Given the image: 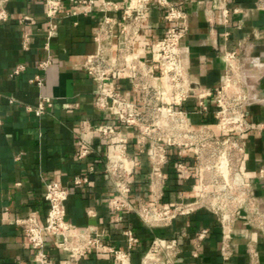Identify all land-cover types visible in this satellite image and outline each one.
Returning <instances> with one entry per match:
<instances>
[{"label": "crops", "instance_id": "1", "mask_svg": "<svg viewBox=\"0 0 264 264\" xmlns=\"http://www.w3.org/2000/svg\"><path fill=\"white\" fill-rule=\"evenodd\" d=\"M43 1L14 0L4 5L8 18L0 20V264H37L33 249L15 222L30 216H36L41 224L45 222L49 212L44 200L46 183L52 180L71 187L66 203L68 220L78 231L99 233L104 243L123 250L128 249L125 230L134 232L139 242L131 251L132 264L142 263L155 245V238L172 240L177 245L179 252L172 264H250L252 252H258L260 264H264V235L251 228L243 215L233 223L234 255L225 261L221 254L223 226L212 211H200L179 219L172 226L155 229L145 227L132 211L114 212L110 197L115 188L105 171V159L113 149L99 135L91 134L86 137V147L91 152L79 159L84 121L92 125L112 123L128 139L129 155L140 162L129 197L135 205L138 200L154 203L158 195H161L160 205L166 207L181 199L193 201L199 190L197 177L185 180L178 175L174 163L179 152L172 151L162 169L163 186L154 187L150 145L142 151L137 145V129L124 126L116 118H106L94 106L96 87L81 67L96 50L92 36L106 15L103 5L113 3L119 8L111 14L121 25L123 10L131 0H96L88 15H63L51 36L43 15ZM256 1L232 0L231 9L239 12L231 15L228 26L208 23L203 7L191 5L190 31L184 46L189 53L191 79L209 88L220 83L225 69L224 53L238 54L246 79L257 80L251 85L248 83L249 92L256 98L249 107V120L264 122V12L256 8ZM76 3L77 0H64L63 13L72 12ZM26 16L34 17L37 23L25 22ZM164 16L165 10L152 1L135 45V51L145 53L148 61L152 60L153 52L147 47L162 39L170 26ZM25 37L30 38L27 51L22 47ZM49 60L51 66L42 71L40 63ZM18 66H24V70L13 77ZM36 75L44 77L43 89L30 83ZM116 84L130 98H138L127 71L118 75ZM41 95L53 98L54 105L46 115L37 117L27 107L35 106ZM207 104L211 111L215 109L212 99ZM194 106V98L189 99L186 107ZM190 123L197 128L204 125L216 129L212 114H192ZM181 157L192 164L190 154L184 153ZM263 163L264 132L251 136L247 142L244 173L256 179ZM92 167L94 170L90 172ZM81 175H88L89 183L75 186L73 180ZM259 187L257 194L264 208V181ZM90 210L94 211L93 216L88 215ZM202 230L208 234L199 242L197 236ZM45 246L47 264L66 263L68 252L49 238ZM81 264H114V261L110 255L92 251Z\"/></svg>", "mask_w": 264, "mask_h": 264}, {"label": "built area", "instance_id": "2", "mask_svg": "<svg viewBox=\"0 0 264 264\" xmlns=\"http://www.w3.org/2000/svg\"><path fill=\"white\" fill-rule=\"evenodd\" d=\"M14 0H0V20L8 18L4 5ZM165 10V21L170 25L162 39L148 46L153 52L151 61L145 53L135 51L143 25L151 8V2ZM232 0H131L123 10L122 23L112 16L119 8L115 4L103 5L106 12L99 28L93 33L92 40L96 50L87 56L81 70L93 81L96 91L94 106L104 113L106 118H116L124 126L137 129V145L143 151L150 145L149 160L152 165L151 183L154 187L163 186V167L168 163L169 153L179 152L174 163L175 171L185 180L194 176L198 181V193L193 201L181 199L172 207L160 205L161 195L154 203L147 204L138 200L135 205L130 200L131 182L140 162L132 158L128 139L112 123L92 125L83 122L81 131L82 147L79 159L91 152L86 137L99 135L113 153L105 159V171L115 188L110 204L115 213L132 211L141 223L149 228L172 226L179 219L200 211H212L219 216L223 226L221 254L225 261L234 255L232 245V226L240 216H244L249 226L264 235V208L257 192L264 181V163L260 166L258 177L246 176L243 167L247 156V142L251 136L264 132V122L249 120V107L256 98L249 92L240 57L234 52L223 55L225 69L220 83L209 88L191 79L189 53L184 40L190 31L189 7L196 4L203 7L205 17L210 24L230 25V17L238 13L231 9ZM96 0H77L72 12L63 13L64 0H44V18L49 24L51 36L58 28L63 15H88L92 12ZM256 8L264 12V0L256 1ZM81 11V12H79ZM23 20L36 24L34 17ZM229 36V33H226ZM30 38L23 40V50H29ZM52 62L43 61L39 67L46 71ZM259 66V64H256ZM24 66H18L12 73L20 75ZM127 71L132 77V87L138 94L132 99L117 87L118 75ZM39 89L45 86L42 75L30 80ZM194 98L195 106L186 107L189 99ZM212 99L215 109L211 111L207 101ZM54 105V99L41 95L38 103L27 107L28 112L37 117L46 115ZM210 115L215 120L216 129L210 126L195 127L190 123V115ZM190 154L192 164L182 160L183 154ZM94 168H90L92 172ZM89 183L88 175L73 180L75 186ZM71 187L61 181L46 183L44 200L49 205L45 222L41 224L36 216L16 220L35 253V263L47 264L46 239L69 253L65 264H81V260L92 251L110 255L114 264H132L131 251L139 242L131 229L125 230L128 249L110 246L103 241L99 233L81 232L68 220L67 201ZM89 216L94 211H88ZM208 231L199 232L197 239L203 241ZM151 252L142 259L141 264H172L179 249L172 240L155 238ZM197 256V254H195ZM250 264H260L258 252L250 254Z\"/></svg>", "mask_w": 264, "mask_h": 264}, {"label": "rangeland", "instance_id": "3", "mask_svg": "<svg viewBox=\"0 0 264 264\" xmlns=\"http://www.w3.org/2000/svg\"><path fill=\"white\" fill-rule=\"evenodd\" d=\"M258 69V68H257ZM257 69H255V70H257ZM246 80V82H247V84L249 83L250 85L252 84V82H256L257 80L255 79V78H250V79H245Z\"/></svg>", "mask_w": 264, "mask_h": 264}]
</instances>
